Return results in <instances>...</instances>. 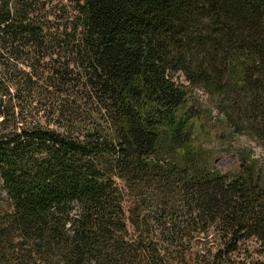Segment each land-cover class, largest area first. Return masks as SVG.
Returning <instances> with one entry per match:
<instances>
[{
	"label": "trees",
	"instance_id": "obj_1",
	"mask_svg": "<svg viewBox=\"0 0 264 264\" xmlns=\"http://www.w3.org/2000/svg\"><path fill=\"white\" fill-rule=\"evenodd\" d=\"M241 55L264 95V0H0V264H264V164L187 105Z\"/></svg>",
	"mask_w": 264,
	"mask_h": 264
},
{
	"label": "rangeland",
	"instance_id": "obj_2",
	"mask_svg": "<svg viewBox=\"0 0 264 264\" xmlns=\"http://www.w3.org/2000/svg\"><path fill=\"white\" fill-rule=\"evenodd\" d=\"M249 62L242 55L233 59L225 71V81H221L224 87L217 86L216 89L206 90L195 86L189 95L188 108L198 118V140L214 152L215 166L223 173L234 171L238 167L242 152L264 164V106L258 105L264 95L260 94L261 89L255 87L257 77L252 75ZM244 72L245 81L242 80ZM177 75L182 84L189 85L182 72ZM151 227L156 228L154 223ZM144 238L142 242L147 245L154 237L150 234ZM154 244L161 256L176 249L173 253L186 255L185 259L179 257L175 261L171 254L174 262L157 261L156 264H191L196 261V244L193 248L184 244L170 245L159 234Z\"/></svg>",
	"mask_w": 264,
	"mask_h": 264
}]
</instances>
